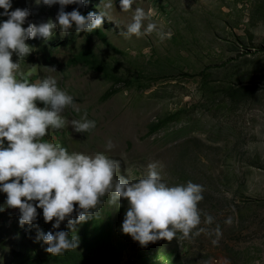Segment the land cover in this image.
Wrapping results in <instances>:
<instances>
[{
	"label": "rangeland",
	"instance_id": "rangeland-1",
	"mask_svg": "<svg viewBox=\"0 0 264 264\" xmlns=\"http://www.w3.org/2000/svg\"><path fill=\"white\" fill-rule=\"evenodd\" d=\"M98 4L85 0L89 11ZM11 5L29 9L22 27L54 21L59 7ZM132 7L143 8L170 37L125 38L120 33L132 11H120L113 0L109 20L91 33L62 35L57 28L47 40L27 39L33 50L19 62L20 78L55 76L79 108H65V119L96 122L84 133L68 125L50 130L49 142L92 155L105 152L110 138L114 147L105 154L120 160L118 175L130 182L157 162L166 183L200 184L201 222L204 213L214 218L200 226L219 225L217 244L210 243L214 234L200 233L141 247L120 231L126 201L115 208L105 197L96 218L75 225L77 247L61 256L47 253L36 234L70 232L66 222L53 230L37 208L35 222L19 226L18 210L5 207L0 264H264V0H135ZM88 56L100 68L76 60ZM4 198L0 193V204Z\"/></svg>",
	"mask_w": 264,
	"mask_h": 264
},
{
	"label": "clouds",
	"instance_id": "clouds-1",
	"mask_svg": "<svg viewBox=\"0 0 264 264\" xmlns=\"http://www.w3.org/2000/svg\"><path fill=\"white\" fill-rule=\"evenodd\" d=\"M34 2L58 5L55 20L35 25L28 22L22 27L30 15L29 9L10 10L11 0H0V16L6 17L0 20V193L5 194L0 211L5 207L17 209L19 226L33 224L37 208L41 209L44 222L51 221L53 230L66 222L70 232L37 231L36 239L47 245L44 250L52 256H61L77 247L75 225L96 218L105 197L107 204L115 208L120 207V200L126 201L120 231L141 247L161 238L191 240L200 233L214 234L210 243L216 245L219 225L212 229L200 226L210 225L214 219L204 213L201 222L197 207L203 199L200 184L166 183L161 178L162 166L157 162L147 163L146 174L130 182L128 177L118 175L120 160L105 154L114 147L110 138L105 141V152L92 155L69 152L58 142L44 139L50 130L63 129L66 125L73 132H89L96 122L83 115L79 120L65 119L62 115L65 108L77 112L79 108L73 96L57 86L55 76L46 75L33 83L20 78L19 62L33 50L25 41L36 36L47 40L57 28L62 35L70 29L91 33L100 28L103 18H109L113 0H99L98 11L85 14L76 8L64 11L66 5L83 7L85 0ZM134 2L119 0L120 11H132L130 22L120 33L122 36L139 38L155 32L160 40L170 37L143 8H133ZM13 54L15 61L11 59ZM224 223H231V217Z\"/></svg>",
	"mask_w": 264,
	"mask_h": 264
},
{
	"label": "trees",
	"instance_id": "trees-1",
	"mask_svg": "<svg viewBox=\"0 0 264 264\" xmlns=\"http://www.w3.org/2000/svg\"><path fill=\"white\" fill-rule=\"evenodd\" d=\"M74 5L75 4H71V5H66L64 7H66L69 10H72L73 8H76L77 11H79L81 14H85L86 12L89 11V9L87 8V6H85V4H84L83 7H78L77 5L76 6H74ZM76 60L80 61V62H84L86 64H90L94 68H100L98 63L94 60L93 57H89V56L88 57H77Z\"/></svg>",
	"mask_w": 264,
	"mask_h": 264
}]
</instances>
